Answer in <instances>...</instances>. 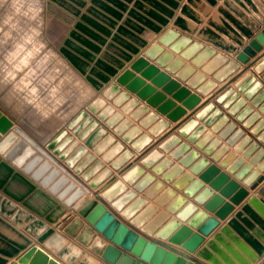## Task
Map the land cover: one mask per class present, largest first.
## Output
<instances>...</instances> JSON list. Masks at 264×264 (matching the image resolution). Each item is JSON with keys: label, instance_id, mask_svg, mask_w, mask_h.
Returning a JSON list of instances; mask_svg holds the SVG:
<instances>
[{"label": "water", "instance_id": "95a60500", "mask_svg": "<svg viewBox=\"0 0 264 264\" xmlns=\"http://www.w3.org/2000/svg\"><path fill=\"white\" fill-rule=\"evenodd\" d=\"M262 1L264 2V0ZM216 3L217 0H182L170 26L143 50V54L137 56L130 63L129 68L122 70L115 77L116 81H112L102 90V96L113 98V101L118 104L125 102L122 107L123 110L135 108L138 101L129 98L124 91H120L116 82L125 84L127 88L137 91V95L141 98H147L146 102L156 106L158 111L168 112L167 116L175 120L183 112L181 107L177 106L172 111H168L174 106V102L170 99H166L160 104L159 102L164 100L165 96L159 92H154L152 86L145 85L142 79L134 75V71H140L141 75L151 78L153 84L161 85L164 91L172 93V97L179 100L184 99L183 104L192 107L198 101V96L191 93L188 88L180 85L179 81L171 79L167 72L160 71L155 64L149 63L146 56L154 59L156 63L166 66V70L176 72L178 78L186 80V84L197 88L198 91L207 92L210 90L213 86L210 79L206 80L201 71H196L194 67L173 58L172 54L163 48V45L169 46L170 50L181 51V55L186 58H190L200 51L192 59V63L201 66V70L208 73H212L219 65L224 64L223 67L213 73V77L218 79L223 78L232 70L237 65L236 62L229 60L225 55L216 53L210 47H205L202 42L194 40L186 33H181L173 26L192 33L197 24L204 19V15L210 13L209 17L205 19V24L200 26L197 36L221 46L230 53H235L238 46H243L236 53V59L239 61H246L248 55L254 54V49H259L260 45L264 44V13L259 5L253 0H222L220 4L216 5ZM213 5H216V9L211 11ZM251 36L252 39L243 45L247 38ZM210 56H212L211 60L202 65L204 59ZM253 71L264 80V58L253 67ZM239 84H242L239 90L244 91L245 88H248L245 95L254 98V103L262 102L263 105L260 110H264V88L262 83L255 81V76L247 72L234 83V86ZM102 96H96L88 103L86 108L104 120L126 142H130L131 146L141 150L150 140L149 137L145 133L141 134V129L136 126L126 131L131 125L130 122L128 120L119 122L121 119L119 113H113V108L106 105ZM236 98L237 93H233L232 87H229L218 95L216 101L227 108L228 112L242 122L244 127L250 128V133L256 135L257 139L264 143V121L261 120L255 123L258 115L251 113L249 106L242 107L244 101L242 99L235 101ZM3 113L0 109V153L43 187H46L48 191L55 194L67 206L71 207L77 216L65 226V230L76 240L88 246L111 264H204L192 259L187 253V251H193L200 244L203 240L202 235L193 233L189 227L181 226L175 219H169V216L163 212L147 221L149 215L156 210V207L149 205L143 211L137 213V207L142 203L140 198L125 207L127 200L133 196V193L127 192L120 195L125 190V185L122 184L120 179H116L110 186L101 191H96L94 196L89 197L88 194L91 190L83 181H87L90 187L95 188L108 174V170H103L94 176L95 169L101 168L102 164L95 162L91 167L85 169L86 163L91 157H87L77 164L78 157L83 153L84 148L79 147L72 153L78 142L72 140V134L69 133V130H72V133H77L86 126V133L95 129L90 138L91 140L104 137L99 144V148L107 144H114L106 156L124 150L122 155L111 163V166L115 168H118L124 160L128 159L131 152L125 149L122 143L116 141L114 136L108 134L106 129L100 126L96 120H93V116L86 109L82 108L77 111L46 143L38 142L24 128L14 123L7 114ZM143 114L145 115L139 120V124L142 127H150V132L158 133L166 126L164 120L160 119L155 112L149 111L148 107L144 105L137 106L131 116L140 118L139 116ZM196 117L204 120L209 125L213 124V129L221 130V134L227 138L228 142L232 144L236 142L234 149L241 151L242 155L249 158L250 162H254L257 170H252L250 165L244 163L241 158H237L229 164L234 157V153H225L226 146L221 145L214 139L212 134L207 132L204 127L198 126L195 119H188L177 131L186 136L191 142H195L199 148L210 154L212 158L220 160L219 163L227 166V170L233 173L236 178L242 180L246 186L254 187L256 180L260 179L259 171H264V146H259L258 141L252 140L250 134H245L243 128L237 127L236 123L230 121L228 115L223 114L220 109L215 108L213 103L204 106L196 114ZM153 122L155 123L150 125ZM176 144H179V146L171 155L177 156L181 152H188L181 159L182 162L186 163L200 157L198 151L182 141L176 133H172L159 144L158 148L152 149L140 159V163L160 174L169 161L164 159L157 165H153L161 156L159 149L168 150ZM49 151L57 157H54ZM60 160L68 167L74 168V172L79 177L74 175ZM206 164H209V160L201 157L195 167ZM178 171L179 168L173 166L163 173L162 178L172 182L174 187L182 189L184 194L193 197V200L203 204L205 208L214 212L219 218H224L231 210L232 205L223 203L222 198L217 195L207 201L212 194L208 189L195 193L201 186L199 182L194 181L189 186L184 187L190 178L187 174H183L177 180L172 181ZM142 174L144 176L135 183L134 188L141 189L144 185L154 182L145 194L151 195L155 191L166 187L161 181H155V178L146 173L139 165L132 166L122 175V179L134 184ZM214 174L218 175L211 182V185L220 188V185L225 184L221 192L226 196H230L231 202L237 203L247 194L248 191L245 187H241L225 173H220L214 165H211L203 176L209 177ZM174 194L176 192L173 189L166 187L155 201L163 204L165 200ZM106 202H109L110 205H106ZM182 204L184 206L177 213V216L185 219L186 216L193 214L187 223L191 227L198 228L201 234L207 235L218 224V219L209 216L181 195H177L166 205V209L173 211ZM221 204L222 206L218 207ZM107 206L110 207L107 208ZM120 216L140 227L142 231L154 234V236L167 240L172 244L180 245V247L177 248L165 241H159L152 237L148 238L140 234L139 230L129 227L128 223L121 221ZM10 264L62 263L40 246L33 244Z\"/></svg>", "mask_w": 264, "mask_h": 264}, {"label": "crops", "instance_id": "0c3cea01", "mask_svg": "<svg viewBox=\"0 0 264 264\" xmlns=\"http://www.w3.org/2000/svg\"><path fill=\"white\" fill-rule=\"evenodd\" d=\"M93 1L96 5H100L104 8V18L107 21V23H105L103 26L104 31L110 35L112 34L113 37L120 41L123 47L127 49L125 51L130 54V57L114 72L108 74L106 78L102 79V84L100 87L95 88V93L84 104H81L66 121L57 126L46 139L38 138L17 119L6 113L1 108L0 109L5 114H7L8 117L14 121V123L24 128L40 143L48 142L51 137L57 133V131H59V129H61L77 111L82 108L86 109L93 116V120H96L100 126L106 129L108 134L114 136L116 141L122 143L125 149H128L131 152V156L124 160L118 168H115L111 166V163L118 159L124 150L115 152L111 156H106L114 144H107L104 147L99 148V144L104 137H98L91 140L90 138L95 129L87 131L86 133V126L81 128L77 133H72V130H69V133L72 134V140H77L78 142L77 146L72 150V153L79 147L84 148L83 153L78 157L77 164L85 160L87 157H91L87 161L85 169L91 167L95 162L102 164L101 168L99 167L95 169L94 176L98 175L103 170H108V174L105 175V177L95 188L90 187L87 184V181H83V183L91 190L88 194L89 197L94 196L96 191H101L107 188L116 179H120L122 184L125 185V190L120 195H123L127 192L133 193V196L127 200L125 207L134 203L140 198L142 203L137 207V213L143 211L149 205L156 207V210L149 215L147 221L156 217L158 213L163 212L169 216V219H175L181 224V226L189 227L193 233L202 235L203 240L200 242V244L193 251H187L188 255L192 259L198 260L204 264H264V171H259L260 179L256 180L254 187L246 186L242 180L236 178L233 173H230L227 170V166L220 164V160H215L212 158L210 154H207L202 148H199L195 142H191L186 136L181 135L177 131L178 128L182 126L188 119H195L198 123V126L204 127L207 132L212 134L214 139H216L221 145L226 146L227 150L225 153H234V157L229 162V164L237 158H241L244 163L250 165L252 170H257L256 164L254 162H250L249 158H245L241 151L234 149L236 142L234 144L228 142L227 138L221 134V130L213 129V124L209 125L208 123H205L204 120L198 119L196 114L207 104L213 103L214 107L220 109L223 114L228 115L229 120L234 121L237 127L243 128L245 134H250L252 136V140L258 141L259 146H264V143L258 140L256 135L250 133V128L248 129L244 127L242 122L237 120L234 115L228 112L227 108L223 107L221 103L216 101V98L220 93H222L227 88L232 87L233 93H237V98L235 101L242 99L244 101L242 107L249 106L251 113H256L258 115L255 123L261 120L264 121V110H260V107L263 105V103H254V98L247 97L245 92L248 90V88H245L244 91L239 90V87L242 84L234 86L236 81H238L247 72H250V75L255 76V81L262 83V87L264 88V80L260 78V75L253 71V67L264 58V44H261L259 49H254V54L248 55L246 61H239L236 59V53H238V51H240L243 46H238L235 53H230V51L225 50L221 46L197 36L200 26L205 23V19L209 17L210 13L204 15V19L197 24L196 29L192 33L173 26L181 33H186L194 40L202 42L205 47H210L216 53L227 56L229 60H234L237 65L223 78H214L213 73L223 67L224 64L219 65L213 70L212 73H208L201 70V66H197L192 63V59L200 51L192 55L190 58H186L181 55V51L176 52L170 50L169 46L163 45V48L169 51L173 58H177L181 60L183 64L194 67L196 71H201V73L205 75L206 80L210 79L213 82V86L210 88V90L207 92H202L198 91L197 88L186 84V80H181L178 78L176 76V72H170L166 70V66L156 63L154 59H150L146 56L149 63L155 64L160 71L167 72L171 79L179 81L180 85L188 88L191 93H195L198 96V101L192 107H189L183 104L184 99L179 100L172 97V93L164 91L161 85L159 86L153 84L151 82V78L141 75L140 71H134V75L142 79L145 85L148 84L152 86L154 88V92H159L165 96L164 100L159 102L160 104L166 99H170L174 102V106H172L168 111H172L177 106L181 107L183 111L182 114H180L174 120L167 116L168 112L163 113L158 111L156 106H152L146 102L147 98L143 99L138 96L137 91L127 88L125 84L116 82L117 85H119L120 91H124L128 94L129 98H133L138 101L137 106L144 105L148 107L149 111L155 112L160 119L166 122V126L164 128L159 130L158 133H153L149 131L150 127H142L139 124V120L145 114L139 116L140 118H134L131 116L137 106L130 110H123L122 107L125 102L120 104L115 103L113 98H106L102 96V90L112 81H116L115 77L122 70L129 68L130 63L137 56L143 54V50L146 49L153 41H155L159 34H161L167 27L170 26L172 18L177 13L178 6L182 0ZM253 1L259 5L261 11L264 13V2L262 0ZM221 2L222 0H217L216 5L220 4ZM216 5L211 7V11L216 9ZM95 13H97V10ZM250 39H252V36L247 38L243 45L247 44ZM211 57L212 56L204 59L202 65L208 63L211 60ZM96 96H102L106 105H109L113 108V113H119L121 117L119 122L122 120H128L130 122L131 125L126 129V131L136 126L137 128L141 129V134L145 133L149 137L150 140L143 146L141 150L131 146L130 142H126V140H124L121 135L117 134L113 128L109 127L104 120L100 119L95 113L86 108L88 103H90ZM154 123L155 122L150 125H153ZM172 133H176L179 137H181L182 141L188 143L192 149L198 151L200 153V157L194 158L186 163L182 162L181 159H183L188 152H181L177 156L171 155L173 151H175L179 146V144H176L172 145L168 150L163 151L159 149L161 156L156 160V162H154L153 165H157L164 159L169 161L166 168L162 170L163 172L160 174L153 171L152 168L142 165L140 163V159H142L152 149L158 148L159 144ZM49 152L51 153V151ZM51 154L54 157H57L53 153ZM201 157L208 159L209 164L201 167H195ZM60 162L63 163L61 160ZM64 165L74 175L79 177V175L74 172V168L68 167L66 164ZM134 165H139L146 173L152 175L155 178V181H161L166 185V187L173 189L176 194L165 200L163 204H160L156 202L155 199L164 192L166 187L155 191L151 195H147L145 193L151 188L154 182L144 185L141 189L134 188L135 183L141 180L144 174L139 176L134 184H130L122 179V175ZM211 165L216 166L220 173H225L230 179L235 180L241 187H245L247 189V194L239 202H231L230 196H226L221 192V189L225 186V184L220 185V188H215L213 185H211V182L217 177L218 174H214L209 177L203 176L205 171ZM173 166L179 168V171L173 177L172 181L177 180L183 174H187L190 178L184 187L189 186L194 181L199 182L201 186L195 193H199L203 189H208L212 194L209 196L207 201L217 195L222 198L223 203L231 204L232 208L226 214V216L224 218H219L214 214V212L205 208L203 204H199L193 200V197L184 194L182 189L174 187L172 182L166 181L164 178H162L163 173L171 169ZM177 195L183 196L188 202L193 203L198 208L205 211L209 216L218 219V224L207 235L201 234L198 231V228L191 227L187 222L193 214L186 216L185 219L177 216V213L183 208L184 204L173 211L166 209V205H168ZM5 199H8L14 204V209L9 213H7L2 208V204ZM106 205H110V203L106 202ZM221 206L222 204L218 207ZM109 207L110 206H107V208ZM21 209H25L31 215V218H36L45 224V228L40 234L33 233L31 230H29L26 224L24 225L15 219V213ZM76 216L77 214L71 209V207L67 206L55 194L48 191L46 187H43L38 181L33 179L29 174L24 172L20 167L13 164L11 160L7 159L3 154L0 153V264L12 263L33 244L43 248L47 253L55 257L62 264H77V260L69 261L62 254L69 245H75L79 247L82 249L83 253L95 258L101 264H111L104 260L96 252L91 250L88 246L80 243L75 237L65 230V226ZM120 220L125 221L129 224V227L139 230L140 234H143L148 238L152 237L159 241L167 242V240L158 238L154 236V234H148L142 231L140 227L130 223V221L126 220L123 216H120ZM54 235H59L61 238L66 239V243L59 250H53L47 245V241ZM167 243L172 244L170 242ZM175 246L177 248L180 247V245Z\"/></svg>", "mask_w": 264, "mask_h": 264}, {"label": "rangeland", "instance_id": "374dc122", "mask_svg": "<svg viewBox=\"0 0 264 264\" xmlns=\"http://www.w3.org/2000/svg\"><path fill=\"white\" fill-rule=\"evenodd\" d=\"M104 12L93 0H0V108L38 138L130 57Z\"/></svg>", "mask_w": 264, "mask_h": 264}, {"label": "bare ground", "instance_id": "6f19581e", "mask_svg": "<svg viewBox=\"0 0 264 264\" xmlns=\"http://www.w3.org/2000/svg\"><path fill=\"white\" fill-rule=\"evenodd\" d=\"M2 208L7 213H9L14 209V204L11 203L8 199H5L3 201ZM15 219L18 222L23 223L24 225L26 224L29 230H31L35 234H40L45 228V224L43 222L36 218H31V215L25 209L17 211L15 213ZM65 243L66 239L61 238L59 235H54L47 241V245L53 250L61 249V247H63ZM62 254L69 261L77 260V264H101L95 258L83 253L82 249L75 245H69Z\"/></svg>", "mask_w": 264, "mask_h": 264}]
</instances>
